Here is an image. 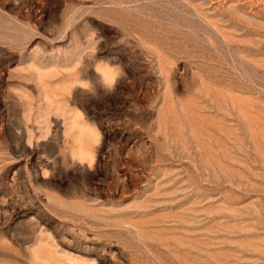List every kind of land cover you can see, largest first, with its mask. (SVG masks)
Masks as SVG:
<instances>
[{
    "label": "rangeland",
    "instance_id": "1",
    "mask_svg": "<svg viewBox=\"0 0 264 264\" xmlns=\"http://www.w3.org/2000/svg\"><path fill=\"white\" fill-rule=\"evenodd\" d=\"M0 264H264V0H0Z\"/></svg>",
    "mask_w": 264,
    "mask_h": 264
}]
</instances>
